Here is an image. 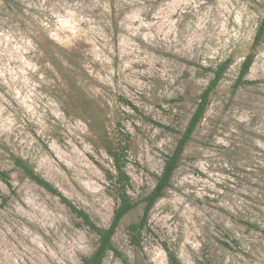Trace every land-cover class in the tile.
<instances>
[{
	"label": "rangeland",
	"instance_id": "rangeland-1",
	"mask_svg": "<svg viewBox=\"0 0 264 264\" xmlns=\"http://www.w3.org/2000/svg\"><path fill=\"white\" fill-rule=\"evenodd\" d=\"M13 1L11 8L0 0V170L11 177V185L0 180V264H81L98 239L12 155L100 225L110 224L118 204L102 169L112 160L94 146L83 113L63 103L66 85L33 43L37 30L83 64V89L101 108V123L130 135L129 193L140 203L114 237L130 261L169 264L168 246L182 264H264V42L248 74L257 83L234 87L264 0ZM227 58L135 247L127 227L142 216V199L213 77L203 68ZM253 218L258 229L241 223ZM103 264L123 263L110 254Z\"/></svg>",
	"mask_w": 264,
	"mask_h": 264
},
{
	"label": "trees",
	"instance_id": "trees-1",
	"mask_svg": "<svg viewBox=\"0 0 264 264\" xmlns=\"http://www.w3.org/2000/svg\"><path fill=\"white\" fill-rule=\"evenodd\" d=\"M3 2L6 6L11 8L16 6V3L13 0H3ZM31 38L37 49L47 58L59 74L64 85H66V100H62L63 103L71 104L73 111L77 114L79 113L80 115L83 113L84 116H81V118L88 124V127L93 134L94 146L97 149H103L112 160L111 168L102 167L106 179L110 183L112 194L118 199V204L114 209L110 224L108 226H103L97 223L85 209L78 207L72 200L66 197L55 185L37 172L36 169L23 157L12 155L11 159L14 165L18 167L27 178L37 183L48 192L58 196L61 202L64 203L78 219H80L81 223L96 234L98 237L96 247L91 254L82 257L81 264H103L110 254L119 258L123 264H134L114 242V237L119 230L122 220L125 216L135 210L140 203L129 193L132 187V179L127 171L130 135L128 133H116L101 123V108L93 103L88 104L89 101L87 100L86 93L83 89V73H87V71L79 60L73 58L72 53H68L67 50L56 42V40L47 35L44 30H37ZM263 42L264 15L256 29L251 52L245 56L241 64L239 76L234 84L235 88L257 83V81L248 79V74L255 61L256 51ZM231 63L232 59L227 58L217 64L216 67L210 66L203 68L204 71L211 72L213 77L199 95L196 108L188 125L178 139L175 148L166 156L163 170L160 175H158L154 188L142 199V216L137 222L131 223L127 227L130 240L135 247H142V232L147 229L152 209L170 187L175 171L182 161L185 149L191 141L200 122L204 118L211 103V97L219 86L220 81L223 79L224 74L227 72ZM123 101L133 106L126 98H123ZM133 108H135V106H133ZM65 111L67 112L68 110L65 109ZM10 179V174L7 171L0 170L1 181L11 185ZM2 197L5 202L8 201V197ZM241 223L253 229L259 228L258 218L244 220ZM233 241L237 242L236 240ZM165 250L169 264H182L173 250L168 246H165Z\"/></svg>",
	"mask_w": 264,
	"mask_h": 264
}]
</instances>
